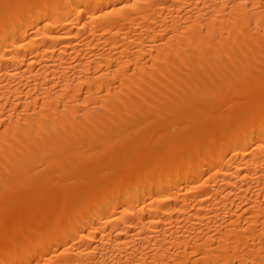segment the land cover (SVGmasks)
Here are the masks:
<instances>
[{
	"label": "bare ground",
	"instance_id": "6f19581e",
	"mask_svg": "<svg viewBox=\"0 0 264 264\" xmlns=\"http://www.w3.org/2000/svg\"><path fill=\"white\" fill-rule=\"evenodd\" d=\"M0 264H264V0H0Z\"/></svg>",
	"mask_w": 264,
	"mask_h": 264
}]
</instances>
